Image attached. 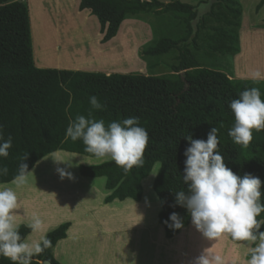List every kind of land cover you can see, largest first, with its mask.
<instances>
[{"label":"trees","instance_id":"1","mask_svg":"<svg viewBox=\"0 0 264 264\" xmlns=\"http://www.w3.org/2000/svg\"><path fill=\"white\" fill-rule=\"evenodd\" d=\"M263 4L264 0H260L255 10ZM197 8L180 0L168 3L158 0H80L79 11L88 10L100 24L101 43L114 38L124 20L141 13H170L185 26L183 32L162 35L142 50L143 58L160 57L176 50L178 55L176 63L170 67L171 74L107 75L36 67L28 5L22 1L0 0V130L4 139L9 135L12 137L9 156L0 158V166L8 168L7 175H0V184L14 180L25 154L28 171L39 159L57 150L93 157L85 152L82 140L65 141L70 122L78 115L87 118L89 112L96 120L103 119L105 125L139 117V126L146 129L149 140L144 150L143 167H133L125 174L109 160L80 166V175L104 178V188L110 192L104 198L105 203L125 199L138 202L143 192L142 180L159 163L152 187L160 202L158 222L163 226L166 238L177 235L191 221L184 207L173 206L175 192H188L183 182V170L184 151L189 142L184 136L206 140L211 128H217V150L226 166L238 176L249 173L264 181V131L253 130V139L247 147L234 143L228 135L235 122L229 102L253 87L259 88L264 100V80L256 83L254 79L230 78L221 71L204 68L190 49V45L197 49L198 34L207 21H211L209 56L237 54L241 6L236 0H216L204 16L199 15ZM155 66L149 64L150 69ZM92 95L105 105L102 110L91 108L89 97ZM261 192V203H264V184ZM172 212L182 218V228L171 229L164 223ZM257 220L264 221V212ZM69 226L70 223L65 222L46 234L52 242L51 247L33 257L32 264H60L52 255V249L59 240L66 238ZM19 231L24 240L31 228L21 224ZM260 231L264 232V225ZM229 238L234 243L243 241L235 240L231 235ZM259 238L258 233L254 244ZM251 255L252 252L247 257L251 258ZM0 264L12 262L0 256Z\"/></svg>","mask_w":264,"mask_h":264},{"label":"rangeland","instance_id":"2","mask_svg":"<svg viewBox=\"0 0 264 264\" xmlns=\"http://www.w3.org/2000/svg\"><path fill=\"white\" fill-rule=\"evenodd\" d=\"M8 1H22L28 5L33 60L38 68L105 74L172 73L170 67L176 63V50L160 57L142 56V50L153 39L183 32L185 26L170 13H141L127 18L114 38L101 43L100 24L88 10L79 11L80 0ZM158 1L168 3L173 0ZM180 1L198 6L200 16L209 11L210 5L201 3L208 0ZM236 1L242 10L237 29L239 52L234 56L219 53L209 56L211 21H207L199 32L197 49L192 45L190 49L204 68L239 79H254L259 73L264 80V4L256 11L260 0ZM149 64L156 66L150 69ZM50 155L75 156L73 162L78 166L67 169L73 174V180L59 178L56 168L65 165L55 164ZM47 156L51 159H44ZM88 163L103 162L95 157L57 150L36 162L27 173V183L21 187L17 188L14 180L0 184V187H12L17 192L19 205L13 210L17 224L28 226L34 215L41 220L40 230L34 232L31 229L24 241L39 240L59 225L70 223L66 238L59 240L52 249V255L60 264H194L195 258L205 250L220 255L225 264H248L251 259L248 254L260 243L261 237L256 244L247 240L234 243L227 233L209 240L191 221L177 235L166 238L163 226L158 222L160 202L152 187L156 176L152 173L158 171L159 163L142 180L140 201L125 199L111 203L104 202L110 192L104 188L103 177L80 175L79 167L92 166Z\"/></svg>","mask_w":264,"mask_h":264},{"label":"clouds","instance_id":"3","mask_svg":"<svg viewBox=\"0 0 264 264\" xmlns=\"http://www.w3.org/2000/svg\"><path fill=\"white\" fill-rule=\"evenodd\" d=\"M254 79L259 83L262 77L257 73ZM89 103L93 110L105 107L95 95L89 97ZM229 108L235 122L228 130V135L234 143L247 147L253 139V130L264 131V100L259 88L245 89L239 94V98L229 102ZM184 138L189 142L184 151L186 160L183 170V182L187 185L188 192H175L173 206L184 207L194 227L209 240L227 233L235 240L254 242L259 233L260 243L254 248L248 264H264V232L260 231L264 221L257 220L260 213L264 212V203L260 199L264 181L249 173L238 176L226 166L223 156L217 150V128H211L206 140L193 139L191 135ZM69 139L72 142L82 140L85 152L99 162L111 159L127 174L133 167H143L144 150L149 137L146 129L139 126V117L132 116L105 125L103 119L96 120L89 112L87 118L78 115L70 122L65 141ZM11 147V135L4 139L3 131L0 130V158H7ZM50 157L55 164L65 165L56 168L61 180L74 179L67 169L78 166V163L73 162L75 156ZM26 159L27 154L22 157L18 174L13 181L17 188L27 183L29 171L28 165L24 163ZM7 173L8 168L0 166V175ZM18 205L17 192L12 187H0V256L10 260L12 264H32L33 257H38L46 248L51 247L52 242L46 235L31 243L22 240L20 225L15 222L13 215V210ZM164 223L171 229L183 227V220L176 212H172ZM40 226V218L34 215L28 227L35 232L40 230ZM194 264H225V261L220 255L205 250L195 258Z\"/></svg>","mask_w":264,"mask_h":264},{"label":"water","instance_id":"4","mask_svg":"<svg viewBox=\"0 0 264 264\" xmlns=\"http://www.w3.org/2000/svg\"><path fill=\"white\" fill-rule=\"evenodd\" d=\"M214 1H216V0H208V4L209 5H211ZM120 27V26H119ZM118 32V31H117ZM117 34V33H116ZM107 75H109V74H107ZM44 264H48L47 262H43Z\"/></svg>","mask_w":264,"mask_h":264},{"label":"bare ground","instance_id":"5","mask_svg":"<svg viewBox=\"0 0 264 264\" xmlns=\"http://www.w3.org/2000/svg\"><path fill=\"white\" fill-rule=\"evenodd\" d=\"M123 25H124V24H123ZM120 35H121V37H120V39H121L123 36H122V34H120ZM112 48H113V47H111L110 49H112ZM39 63H41V62H39ZM109 68H111V66H109ZM59 69H60V68H59ZM61 69H62V68H61ZM261 75H262V74H261ZM261 75H260V76H261ZM49 158H50V157H49ZM50 159H51V158H50Z\"/></svg>","mask_w":264,"mask_h":264}]
</instances>
